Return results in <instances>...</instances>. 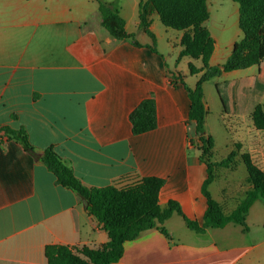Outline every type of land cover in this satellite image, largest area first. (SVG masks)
Returning <instances> with one entry per match:
<instances>
[{
    "label": "crops",
    "instance_id": "1",
    "mask_svg": "<svg viewBox=\"0 0 264 264\" xmlns=\"http://www.w3.org/2000/svg\"><path fill=\"white\" fill-rule=\"evenodd\" d=\"M139 2L133 29L129 12L119 6L125 30L141 44L135 46L108 34L96 1L0 0V128H23L36 153L52 148L87 187L163 178L160 207L175 201L187 218L201 223L206 164L186 123L190 100L180 82L193 87L199 75L187 84L156 44L157 52L146 47L152 40L139 25ZM147 97L155 100L156 127L134 135L129 115ZM248 153L264 171L254 146ZM215 169L212 182L222 177ZM245 181L234 190L223 187V202L215 199L225 213L232 198L242 193L241 200L251 188ZM86 208V200L57 184L39 158L0 132V264H46V245L102 246L107 234ZM263 223L260 198L249 208L246 232L232 222L197 232L173 213L163 223L170 239L147 230L126 241L111 264H264Z\"/></svg>",
    "mask_w": 264,
    "mask_h": 264
},
{
    "label": "trees",
    "instance_id": "2",
    "mask_svg": "<svg viewBox=\"0 0 264 264\" xmlns=\"http://www.w3.org/2000/svg\"><path fill=\"white\" fill-rule=\"evenodd\" d=\"M93 1L98 4L101 25L110 36L116 40H130L133 45L141 46L134 35L125 30L124 19L115 2ZM232 1L238 4V27L242 36L233 43L231 52L222 65L210 64L215 42L205 25L209 16L207 0H141L138 5L139 25L152 40L151 45H146L147 48L157 52L154 34L149 29L150 14L155 12L164 26L182 32L179 40L181 50L177 60L189 56L199 59L202 64L198 80L193 87L186 85L180 75H176V78H180L190 100L186 123L197 139L199 160L206 164L207 175L201 186V192L206 199V209L201 223L187 218L175 201L170 200L165 207H160L158 193L165 182L163 178L144 176L137 182L121 187L115 185L87 187L52 148L45 149L41 154L36 153L23 128L14 129L9 126L0 128V132L16 139L26 151L39 158L53 173L57 184L71 189L85 199L88 215L107 234L108 240L98 248L46 245L44 249L46 264L116 262L123 254L124 243L137 238L147 230L156 228L170 239L163 223L173 213L180 215L186 226L197 232H202L206 228H221L230 222L240 225L244 232L248 231L246 217L250 206L258 198L264 200V171L252 161L248 152H239L241 148L239 142L235 143V149L226 158L212 161L213 139L205 132L206 108L203 84L220 76L222 72L245 69L259 64L263 59L260 47L264 45V33L260 30L264 26V0ZM190 72L197 74L199 70L190 66ZM129 120L134 135L153 130L156 127L155 100L152 97L143 99L131 111ZM252 121L257 129L264 130V113L258 105L253 108ZM190 142L195 144L193 140ZM238 156L245 166L246 179L251 188L245 192L233 210L225 213L220 203L211 196L208 187L215 178L214 169L234 167Z\"/></svg>",
    "mask_w": 264,
    "mask_h": 264
},
{
    "label": "rangeland",
    "instance_id": "3",
    "mask_svg": "<svg viewBox=\"0 0 264 264\" xmlns=\"http://www.w3.org/2000/svg\"><path fill=\"white\" fill-rule=\"evenodd\" d=\"M111 1L118 6H124L125 14L129 12L126 16L129 27L133 29L137 4L140 0ZM90 3L96 7L94 2L90 1ZM206 3L209 16L205 25L215 42L210 64L222 65L229 56L233 43L242 36L238 27V4L232 0H207ZM153 20L152 31L158 51L167 59L171 71H180L185 82L193 85L202 68L201 61L189 56L177 60L181 46L176 38L181 31L164 26L157 15L153 16ZM260 31L264 33V26ZM260 48L263 59L259 64L222 72L220 76L203 84L204 101L208 109L205 131L213 139L212 161L226 158L238 142L242 144L240 153L251 152L254 146V160L261 162L264 159V130L257 129L252 121L255 106H260L264 113V45ZM190 66L199 70L198 75L190 72ZM215 172L222 177L216 178L210 184L209 190L212 197L220 202H223L221 193L223 187L234 190L236 185L247 186L246 169L239 156L236 159L235 169L218 168ZM228 181H230L229 186H227ZM239 195L227 203L226 207L229 210L235 208L237 200H240ZM240 196H243L242 193ZM250 221L254 228L256 224L253 212L250 213Z\"/></svg>",
    "mask_w": 264,
    "mask_h": 264
}]
</instances>
